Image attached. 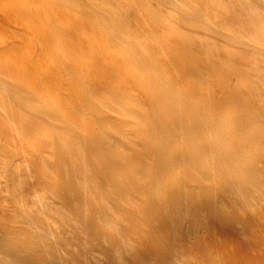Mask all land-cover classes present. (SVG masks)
I'll use <instances>...</instances> for the list:
<instances>
[{
	"label": "rangeland",
	"instance_id": "obj_1",
	"mask_svg": "<svg viewBox=\"0 0 264 264\" xmlns=\"http://www.w3.org/2000/svg\"><path fill=\"white\" fill-rule=\"evenodd\" d=\"M0 264H264V0H0Z\"/></svg>",
	"mask_w": 264,
	"mask_h": 264
},
{
	"label": "bare ground",
	"instance_id": "obj_2",
	"mask_svg": "<svg viewBox=\"0 0 264 264\" xmlns=\"http://www.w3.org/2000/svg\"><path fill=\"white\" fill-rule=\"evenodd\" d=\"M147 36H149V34ZM167 95L169 96V98L172 101L181 103V95L180 94L168 92ZM209 100H211L213 105L216 107H218L222 104V100L218 97H213V98H210ZM243 118H249V116L245 115ZM238 119L241 120V117L239 116ZM233 121L235 122V121H237V119H233ZM219 123H223V122H219ZM160 129L163 132L162 134H164V132H169V133L171 132L168 129L167 125H165V124H163L162 127L160 125H158L157 130H160ZM201 129L202 130H208L209 127H203L202 126ZM68 140L72 146H77V141L74 138L69 137ZM68 151H69L68 149L64 150V154L66 156L69 154ZM72 157L76 158V159H78L79 157L82 159H87V158L92 157L93 160H95L97 164H100L103 167V169H105V166H106V161H104L98 157L93 156L88 151H84V150L82 151V148H80V147H77L73 151ZM138 168H139V170H142V171L145 170V168H146L145 163L143 161H139L138 162ZM71 171H73L74 175L77 176V178L81 179L83 182H85L87 184V188H88V191L90 193L94 194L97 192V188L94 186L95 185L94 178L92 176L88 175L90 172L93 171L92 166L76 167V168L71 169ZM143 174H145V173L143 172ZM56 186H57V188H59L61 191L65 192L69 196H73L76 194V189H74L72 187H64V186H61L59 184H57ZM119 242H123V238H119ZM231 247H233V246H231ZM224 248L228 249V247H226V246H224ZM49 249H50V247H49Z\"/></svg>",
	"mask_w": 264,
	"mask_h": 264
}]
</instances>
